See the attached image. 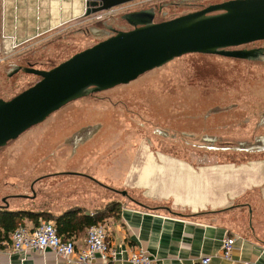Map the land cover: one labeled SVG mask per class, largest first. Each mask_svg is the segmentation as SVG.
<instances>
[{
	"label": "rangeland",
	"instance_id": "374dc122",
	"mask_svg": "<svg viewBox=\"0 0 264 264\" xmlns=\"http://www.w3.org/2000/svg\"><path fill=\"white\" fill-rule=\"evenodd\" d=\"M226 1L137 0L86 15L75 27L38 40H8V52L0 40V98L9 100L40 80L26 67L50 70L130 29L122 13L156 4L154 22H162ZM230 50L256 55L176 57L129 83L70 101L9 141L0 149V203L15 197V207L54 211L73 198H121L104 177L151 152L196 164L263 159L264 40ZM262 207L238 214L236 231L264 240Z\"/></svg>",
	"mask_w": 264,
	"mask_h": 264
},
{
	"label": "crops",
	"instance_id": "0c3cea01",
	"mask_svg": "<svg viewBox=\"0 0 264 264\" xmlns=\"http://www.w3.org/2000/svg\"><path fill=\"white\" fill-rule=\"evenodd\" d=\"M87 7V0H0V40L3 43L6 36L20 42L38 40L51 30L75 27L87 18ZM3 48L8 49L5 42ZM142 157L146 159L139 164L104 177L107 187L121 198L106 197L99 203L95 197L73 198L54 211L48 210L61 214L80 207L93 214L116 202L117 210L103 222L112 246H142L157 264H200L204 256L211 257L209 264H264V240L238 233L232 224L238 214L264 208V158L244 164H196L162 152ZM121 189L137 196L126 197ZM14 199H4L0 209H30L13 206ZM22 223L36 226L29 218ZM227 234L237 236L232 260L222 252ZM86 235L87 228L74 237L77 249L85 246ZM75 258L68 261L51 249L24 256L13 250L11 234L7 240L0 239V264H79ZM123 258L104 262L97 256L94 264H130L126 254Z\"/></svg>",
	"mask_w": 264,
	"mask_h": 264
},
{
	"label": "water",
	"instance_id": "95a60500",
	"mask_svg": "<svg viewBox=\"0 0 264 264\" xmlns=\"http://www.w3.org/2000/svg\"><path fill=\"white\" fill-rule=\"evenodd\" d=\"M133 1L87 0L86 15ZM155 5L120 14L130 29L50 70L26 67L40 80L9 100L0 98V149L70 101L129 83L176 57L248 58L256 53L230 49L264 40V0H229L162 22H154ZM120 192L128 196L127 190Z\"/></svg>",
	"mask_w": 264,
	"mask_h": 264
},
{
	"label": "built area",
	"instance_id": "2783aa9c",
	"mask_svg": "<svg viewBox=\"0 0 264 264\" xmlns=\"http://www.w3.org/2000/svg\"><path fill=\"white\" fill-rule=\"evenodd\" d=\"M4 37V36H3ZM6 36L3 40L5 48H8ZM13 250L21 252L24 256L32 252H44L47 249L53 250L57 256L72 261L74 257L79 264H94L97 256L104 262L109 260H126L130 264H157L156 259L142 246L126 249L115 248L108 239V229L104 223L91 225L87 229L85 246L77 249L75 241L64 240L58 233L53 221L43 220L36 226H28L23 223L11 234ZM237 242V236L227 234L222 240L223 256L232 260L233 251ZM210 256L201 258L200 264H209ZM248 264V263H246Z\"/></svg>",
	"mask_w": 264,
	"mask_h": 264
},
{
	"label": "trees",
	"instance_id": "16d2710c",
	"mask_svg": "<svg viewBox=\"0 0 264 264\" xmlns=\"http://www.w3.org/2000/svg\"><path fill=\"white\" fill-rule=\"evenodd\" d=\"M118 205L113 202L105 209L98 210L93 214L83 212L80 207L70 208L61 214L49 210L0 209V239H9V235L23 222V219L29 218L33 219L36 225L41 220L53 221L59 235L64 240H73L79 232L88 229L91 225L103 223L107 217L117 210Z\"/></svg>",
	"mask_w": 264,
	"mask_h": 264
}]
</instances>
